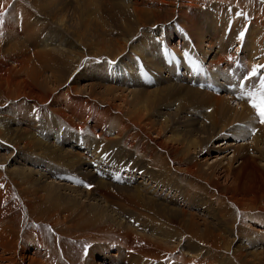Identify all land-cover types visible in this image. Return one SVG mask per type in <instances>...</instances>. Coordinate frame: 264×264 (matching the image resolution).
Listing matches in <instances>:
<instances>
[{
	"label": "rangeland",
	"instance_id": "rangeland-1",
	"mask_svg": "<svg viewBox=\"0 0 264 264\" xmlns=\"http://www.w3.org/2000/svg\"><path fill=\"white\" fill-rule=\"evenodd\" d=\"M172 7L183 15L172 16ZM142 27L127 44L129 30ZM233 41L243 63L264 69V0H0V264H204L209 256L264 264V126L226 92L191 86L165 67L183 61L190 47L206 64L209 77L201 81L219 83L235 58L226 53ZM160 46L177 58L164 59ZM129 72L137 83L125 78ZM10 78L26 89L13 93ZM64 94L80 98L76 106ZM89 99L100 114L75 118L76 128L57 111L80 113ZM175 159L193 168L192 185L169 170ZM201 179L224 197L254 199V209L240 215L228 206L229 217V204L207 198L215 189ZM188 188L205 195L178 197ZM180 208L195 212L193 228L186 230L191 217L168 212Z\"/></svg>",
	"mask_w": 264,
	"mask_h": 264
},
{
	"label": "bare ground",
	"instance_id": "bare-ground-1",
	"mask_svg": "<svg viewBox=\"0 0 264 264\" xmlns=\"http://www.w3.org/2000/svg\"><path fill=\"white\" fill-rule=\"evenodd\" d=\"M138 4V3H137ZM179 4V3H178ZM191 4V3H190ZM189 4V5H190ZM140 5V4H139ZM138 5V6H139ZM192 5V4H191ZM180 6V5H179ZM169 8V7H168ZM167 9V8H166ZM182 8H180L179 10H178V12H177V9H174V7H172L171 8V10H169L168 12H170L171 14H172V16L174 15V14H176L177 16H180V15H183L182 13H184V12H182V10H181ZM127 11V10H126ZM62 14V13H61ZM134 16V15H133ZM186 16V15H185ZM135 17V16H134ZM184 17V16H183ZM60 18V17H59ZM58 18V19H59ZM137 19V18H136ZM182 19V18H181ZM185 20V19H184ZM189 21V20H188ZM67 22V21H66ZM165 23V22H164ZM187 23V22H186ZM125 24V23H124ZM55 25V24H54ZM59 25V24H58ZM61 25H62V23H61ZM185 25V24H184ZM142 26V25H141ZM186 26V25H185ZM20 27V26H19ZM51 27V26H50ZM63 27V26H62ZM189 27V26H188ZM66 29V28H65ZM120 29V28H119ZM122 29V28H121ZM143 29V27L142 28H140L139 29V31H138V33H135L134 31H132L131 32V30L132 29H130L129 30V35H131V36H129V39L127 40V44H129V45H131L132 44V42H134V41H137L138 39H136V40H134V38L136 37V36H140V30H142ZM120 31V30H119ZM152 31V30H151ZM186 31H187V29H186ZM199 31V30H198ZM245 31V30H244ZM125 32V31H124ZM127 32V31H126ZM191 32V31H190ZM70 33V32H69ZM65 34V33H64ZM119 34V33H118ZM117 34V35H118ZM143 34V33H142ZM189 34V33H188ZM196 34H198V33H196ZM195 35V34H194ZM73 36V35H72ZM183 36V35H182ZM187 38H188V36H187ZM195 38V37H194ZM144 39V38H143ZM106 40V39H105ZM108 40V39H107ZM196 40V39H195ZM79 41V40H78ZM77 41V42H78ZM210 41V40H209ZM117 42V41H116ZM235 42V41H234ZM237 42V41H236ZM69 43V42H68ZM108 43H110V42H108ZM125 44V43H124ZM205 44V43H204ZM111 45V44H110ZM133 45V44H132ZM115 46V45H114ZM76 47V46H75ZM208 47V46H207ZM119 48V47H118ZM132 48H133V46H132ZM77 51V50H76ZM79 51V50H78ZM122 51V50H121ZM115 53H116V51H115ZM134 53V52H133ZM104 54V53H103ZM121 54V53H120ZM49 55V54H48ZM45 57V56H44ZM77 57V56H76ZM102 57H104V56H102ZM110 57V56H109ZM253 57V56H252ZM116 58V57H115ZM203 58V57H202ZM113 59H114V57H113ZM124 60V59H123ZM73 61H74V59H73ZM78 61H79V59H78ZM215 62V61H214ZM43 64V63H42ZM79 64V63H78ZM114 64V63H113ZM125 65V64H124ZM6 66V65H5ZM4 67V66H3ZM28 67V66H27ZM237 67V66H236ZM7 68V67H6ZM5 68V69H6ZM57 68V67H56ZM238 68V67H237ZM237 68H234V71H237L238 69ZM122 69H124V70H126V72H128L127 71V69L126 68H122ZM111 68H106V71H108V72H110L111 73ZM4 73H5V71H4ZM7 73H8V71H7ZM114 76L116 77V75L114 74ZM126 76V75H125ZM7 77V76H6ZM56 77H58L57 75H56ZM3 78H5V77H3ZM50 78H51V76H50ZM126 79H129V81L132 83V85L137 81V79H138V81H139V78H138V76L136 77V75L135 74H130V72L129 73H127V77H125ZM0 79H1V77H0ZM16 79V78H15ZM166 79V78H165ZM2 80V79H1ZM5 80V79H4ZM27 80V79H26ZM29 80V79H28ZM54 81H56V80H54ZM7 82H9V80L7 81ZM10 82H11V86H13V93L15 92V93H19L18 91L20 90V88H21V86L24 88V89H26L25 87L28 85H24V84H26L27 82H24V83H18V82H16V80H14V79H11L10 78ZM78 82V81H77ZM1 83V82H0ZM51 83V82H50ZM137 83V82H136ZM1 85V84H0ZM85 85V84H84ZM4 86V85H3ZM64 86V85H63ZM93 86V85H92ZM99 86V85H98ZM75 87V86H74ZM83 87V86H82ZM89 87V86H88ZM37 88V87H36ZM49 88V87H48ZM53 88V87H52ZM76 88V87H75ZM107 88V87H106ZM115 88V87H114ZM7 89V88H6ZM30 89V88H29ZM38 89V88H37ZM91 89V88H90ZM3 90H4V88L2 89V87H0V91L1 92H3ZM52 90V89H51ZM53 90H54V88H53ZM76 90V89H75ZM112 90V89H111ZM83 91H84V88H83ZM6 92V91H5ZM88 92V91H87ZM112 92V91H111ZM131 92V91H130ZM13 93L11 92V91H7V93H4V96L7 98V99H13ZM37 93V92H36ZM40 93V92H39ZM52 93V92H51ZM51 93H47L48 95H50ZM65 93H70L69 92V90H68V88H67V90L65 91ZM92 93V92H91ZM132 93V92H131ZM32 94V93H31ZM107 94V93H106ZM152 96H154L155 94H152V92L150 93ZM45 95V94H44ZM48 95H46V97H47V99H49V96ZM104 95V94H103ZM137 95V94H136ZM226 95V94H225ZM63 96V93L61 92V93H59V95L57 94V95H54L53 97H62ZM64 96L70 101V99L67 97V95H65L64 94ZM108 96V95H107ZM111 96V95H110ZM127 96V95H126ZM134 96V95H133ZM42 97V96H41ZM124 97V96H123ZM131 97H132V95H131ZM140 97V96H139ZM82 98V97H81ZM102 98V97H101ZM80 98H77L75 95H73V98H72V100L70 101V102H68V105H72V106H76V104H74L75 102L73 101V100H79ZM86 99V98H85ZM105 99V98H104ZM110 99H111V97H110ZM120 99V98H119ZM232 99V98H231ZM97 100V99H96ZM102 100V99H101ZM100 100V101H101ZM115 100V99H114ZM132 100V99H131ZM138 100H140V98L139 99H137V101H136V105H138V104H141ZM56 101V100H55ZM54 101V102H55ZM109 101V100H108ZM133 101V100H132ZM46 102V101H45ZM88 102V103H87ZM87 102L86 101H81L80 103L83 105L82 107H80L81 109V111H80V113H76V112H74L73 110L74 109H68V108H70V107H68V108H65V109H61V108H59V109H57V111H58V113L60 114V116H62L63 118H65L66 116H67V118L71 121L70 122V124H74V127L76 128V127H78V123H76V121L74 120L75 118H77V119H86V118H91V116H93V115H97V114H100V112H98L97 110H95V111H93L92 112V108L90 107V99L89 100H87ZM105 102V101H104ZM95 103V102H94ZM102 103V102H101ZM114 103V102H113ZM239 103V102H238ZM80 104V105H81ZM87 104V105H86ZM96 104H98L97 102H96ZM108 104V103H107ZM239 104H241V105H243V106H246L245 104H243V103H239ZM79 105V104H78ZM123 105H125V104H123ZM219 105V104H218ZM96 106V105H95ZM108 106V105H107ZM126 106V105H125ZM103 107V106H102ZM240 107V106H239ZM247 107V106H246ZM246 107H243L244 108V111L245 112H248L247 110H246ZM76 108H78V107H76ZM110 108V107H109ZM128 108V107H127ZM247 108H249V107H247ZM68 109V110H67ZM89 109V110H88ZM107 109V108H106ZM118 109V108H117ZM250 109V108H249ZM99 110V109H98ZM115 110V109H114ZM120 110V109H119ZM222 110V109H221ZM102 111V110H101ZM113 111V110H112ZM124 111V110H123ZM252 111V110H251ZM3 112V111H2ZM110 111H108V113H109ZM244 112V113H245ZM117 113V112H116ZM134 113V112H133ZM132 114V113H131ZM242 115V114H241ZM244 115H247V114H244ZM50 116V115H49ZM102 116V115H101ZM109 116V115H108ZM119 116V115H118ZM122 116V115H121ZM133 116V115H132ZM156 116V115H155ZM233 117V116H232ZM46 118V117H45ZM96 118H98V117H96ZM130 118V117H129ZM256 118V117H255ZM76 119V120H77ZM100 119V118H99ZM134 119V118H133ZM80 120V121H81ZM82 120V121H83ZM127 120V119H126ZM138 120V119H137ZM29 121V120H28ZM108 121V120H107ZM135 121V120H134ZM258 121H260V120H258ZM120 122V121H119ZM250 122V121H249ZM67 123V122H66ZM69 123V122H68ZM67 123V124H68ZM80 123V122H79ZM114 123H116V121L114 122ZM122 123V122H121ZM123 123H125V121L123 122ZM136 123H137V121H136ZM112 124V123H111ZM127 124V123H126ZM135 124V123H134ZM116 124H114V126H115ZM136 125V124H135ZM108 126H110V125H108ZM236 126V125H235ZM84 127V126H83ZM93 127V126H92ZM111 127V126H110ZM117 128L119 127V126H116ZM248 128V127H247ZM91 129V128H90ZM127 129V128H126ZM80 130V129H79ZM93 130V129H92ZM121 130V129H120ZM15 132V131H14ZM95 133V132H94ZM101 133V132H100ZM99 134V133H98ZM124 134H126V133H123V135ZM97 135V134H96ZM122 135V136H123ZM28 136V135H27ZM31 136V135H30ZM94 136V135H93ZM126 136V135H125ZM257 136H259V134L257 135ZM5 136L3 135V137H0V141H2V142H4L5 143V138H4ZM19 137V136H18ZM29 137V136H28ZM7 138V137H6ZM13 138V137H12ZM26 138V137H25ZM137 138V137H136ZM9 139V138H8ZM14 139V138H13ZM24 139V138H23ZM27 139V138H26ZM25 140V139H24ZM30 140V139H29ZM128 140V139H127ZM131 140H132V138H131ZM133 140H135V139H133ZM146 141H149V137H146ZM256 141V140H255ZM25 142V141H24ZM125 142H127V141H125ZM129 142V141H128ZM9 143H11V142H9ZM21 143V142H20ZM23 143V142H22ZM28 143V142H27ZM255 143H259V142H255ZM24 144H26V143H24ZM134 144V143H133ZM223 144H221L220 146H222ZM12 146V145H11ZM21 147V146H20ZM19 148V147H18ZM23 148V147H22ZM27 149V148H26ZM45 149V148H44ZM69 150V149H68ZM67 150V151H68ZM71 150V149H70ZM152 151V150H151ZM138 152V151H137ZM162 152V151H161ZM147 153V152H146ZM152 153V152H151ZM157 153V152H156ZM147 156V155H146ZM145 156V157H146ZM156 157H158V156H156ZM161 157V156H160ZM139 158H141V157H139ZM180 158V157H179ZM86 160H88L87 158H86ZM141 160V159H140ZM154 160V159H153ZM82 160H80V162H81ZM145 161V160H144ZM147 161V160H146ZM149 161V160H148ZM85 162V159L82 161V163L83 164H85L84 163ZM148 163V162H147ZM151 163V162H150ZM149 164V163H148ZM152 164V163H151ZM150 164V165H151ZM169 165H170V168L171 169H169V170H171L172 172H174L175 173V179H177L178 181H179V176L178 175H180V174H182V175H184L185 176V181L186 182H188V184L189 185H192V182L194 181V180H196V178L193 176L194 175V170H193V168H188L187 166H186V164L185 163H183V162H179V160L178 159H175V160H173V161H170L169 163H168ZM172 164H178V165H176V166H172ZM76 165V164H75ZM62 167V166H61ZM77 167V166H76ZM79 167V166H78ZM153 167V166H152ZM157 167V166H156ZM160 167V166H159ZM193 167V166H192ZM155 168V167H154ZM154 168H152V169H154ZM166 172H165V175H164V177H166ZM172 178V177H171ZM165 179V178H164ZM153 180H155V179H153ZM172 180V179H171ZM198 180V179H197ZM202 181H201V184H203V186H205V187H207V188H211V189H215V191H213V192H209L208 193V195H206V197L208 198L209 196H210V198L211 197H218L219 198V201H218V203L219 202H222L223 201V203H227V204H229V205H225L226 206V211H227V209L230 207V209H234L235 211H236V213L238 212L240 215H242V213H247V212H250L252 209H254V208H252L251 209V207L253 206L254 207V205H255V203L253 202V200H252V198L250 199V200H241V199H239L238 197H235V198H233V197H224V195L220 192V191H218V189H216V185H215V183L213 184V182H212V184L208 181V179H201ZM162 181V180H161ZM200 181V180H199ZM183 182V181H182ZM162 183V182H161ZM229 183V182H228ZM186 184V183H185ZM143 186V188L145 189V191L147 192V193H149L150 195H156V193L154 192V191H149L150 190V188H148V186H146L145 184H143L142 185ZM161 186V185H160ZM197 188V187H196ZM78 190H80V189H78ZM113 190V189H112ZM158 190V189H157ZM82 191V190H81ZM142 191H143V189H142ZM200 192V194H203L201 191H200V189H198V190H193L192 188H188L187 190H185V191H180V195L178 194V197L179 196H181V197H183L184 199H186L187 200V202H188V198L191 196V195H193V196H196V194H195V192ZM156 192H159V191H156ZM162 192V191H161ZM88 194V193H87ZM184 195H185V197H184ZM203 195H205V194H203ZM144 196V195H143ZM151 197V196H150ZM197 197V196H196ZM90 198V197H89ZM92 198H93V196H92ZM101 198H102V196H101ZM163 198V197H162ZM249 198H250V196H249ZM94 199V198H93ZM202 199V198H201ZM256 200V199H255ZM184 201V200H183ZM205 201H207V199L205 200ZM242 201V202H241ZM261 201V200H260ZM74 202V201H73ZM261 202H263V201H261ZM170 203H172V200H171V198H170ZM23 205H24V207H25V209L27 210V213L29 214V213H32V211H33V209H34V206H33V204L31 203V202H26V203H22ZM183 205H184V203H182ZM221 204V203H220ZM261 204V203H260ZM68 205V204H67ZM123 205V204H122ZM259 205V204H258ZM262 205H264V204H262ZM185 206V205H184ZM222 206H223V204H222ZM229 206V207H228ZM183 207V206H182ZM224 207V206H223ZM228 207V208H227ZM46 208H47V206H46ZM55 208V207H54ZM222 208V207H221ZM256 208V207H255ZM57 209V208H56ZM251 209V210H250ZM264 209V208H263ZM71 210V209H70ZM223 210V209H222ZM221 210V211H222ZM250 210V211H249ZM56 211V210H55ZM169 211H173V213L174 214H176V213H179V215H180V217H182V216H189V217H191L190 219H189V223H188V225L187 226H189L188 228H186V230H189V229H191V228H193L194 227V222L192 221V217L194 216L193 215V213H195V212H193V213H191V211L190 210H188L189 212H187L185 209H181L180 208V211H178L177 210V212H175V210L173 209V210H168V212ZM262 211V210H261ZM41 212V211H40ZM43 212V211H42ZM223 212V211H222ZM227 212H229V210L227 211ZM226 212V213H227ZM258 212V211H257ZM44 213V212H43ZM47 213V212H46ZM52 213V212H51ZM50 213V214H51ZM189 213V214H188ZM223 213H225V212H223ZM235 213V214H236ZM260 213V212H259ZM40 214V213H39ZM39 214H38V216H39ZM42 214V213H41ZM48 214H49V212H48ZM173 214V215H174ZM222 214V213H221ZM228 214V213H227ZM226 214V215H227ZM44 215V214H43ZM42 215V216H43ZM229 217H231L232 216V214H230V212H229ZM178 216V215H177ZM45 217V216H44ZM212 217V216H211ZM217 217V216H216ZM219 217V216H218ZM224 217V216H223ZM226 217V216H225ZM228 217V216H227ZM228 217V218H229ZM42 218V217H41ZM46 218V217H45ZM222 218V217H221ZM61 219H62V216H61ZM60 218H59V215L58 214H55V215H53V216H51V221L53 222V223H57V220H61ZM223 219V218H222ZM225 219V218H224ZM231 219H233V218H231ZM226 220H228L227 218H226ZM230 220V219H229ZM223 221V220H222ZM222 224H223V222H222ZM230 224V223H229ZM223 225H225V220H224V224ZM231 225H232V222H231ZM230 225V226H231ZM51 226V225H50ZM181 226V224H179L178 226H177V228H179ZM228 226V225H227ZM230 226H228V228H230ZM184 227V226H183ZM223 228V227H222ZM235 227H233V229H234ZM235 230V229H234ZM236 231V230H235ZM234 231V232H235ZM165 232H167V231H165ZM187 234H189L187 231H185ZM233 232V230H231L230 231V233H232L235 237H237L238 238V236L235 234ZM172 233V232H171ZM179 233V232H178ZM177 233V234H178ZM179 234H181V233H179ZM66 235V234H65ZM170 235V234H169ZM190 235V234H189ZM10 236H11V234H10ZM174 236H176V235H174ZM187 236V235H186ZM188 237V236H187ZM189 237H192V236H189ZM12 238V237H11ZM126 239V238H125ZM192 239V238H191ZM209 240H211L212 238H208ZM232 239V238H231ZM10 240H12V239H10ZM34 240V239H33ZM36 240V239H35ZM34 240V241H35ZM165 240H167L166 238H165ZM196 240V239H195ZM209 240H207V242L208 243H210V242H212V241H209ZM13 241V240H12ZM38 241H39V239H38ZM41 241V240H40ZM39 241V242H40ZM129 241H131V239L129 238ZM192 241H193V239H192ZM199 241H203V239H200ZM213 241H216L215 239L213 240ZM234 242L236 241L235 239L233 240ZM8 243H9V239H8V241H7ZM32 242V241H31ZM167 242H168V240H167ZM197 242H198V240H197ZM197 242H195L196 244H197ZM217 243H218V241H216ZM11 243V242H10ZM13 243V242H12ZM37 243V242H36ZM194 243V244H195ZM230 243H231V241H230ZM4 244H6V243H4ZM17 244V243H16ZM169 244V243H168ZM218 244H220V243H218ZM226 245H229L228 244V242L227 243H225ZM43 245V244H42ZM51 246V245H50ZM58 246V245H57ZM41 247H43V246H41ZM247 247V246H246ZM248 248V247H247ZM12 249V248H11ZM60 249V248H59ZM236 249H238V247L236 248ZM8 250H10V248H8ZM44 250H46V248L44 249ZM6 251V250H5ZM47 251V250H46ZM197 251H199V249L197 250ZM239 252V251H238ZM36 254L37 253H39V252H35ZM233 253V252H232ZM254 253V252H253ZM43 255L45 254V253H42ZM207 253H205V254H202V255H206ZM236 254V253H235ZM9 255H10V253H9ZM45 256V255H44ZM117 257V256H116ZM180 257V256H179ZM219 258V257H218ZM13 260L15 259V258H12ZM55 259V258H54ZM70 259V258H69ZM68 259V260H69ZM21 260V259H20ZM35 260V259H34ZM67 260V261H68ZM221 260V259H220ZM43 261L44 260H42V264H43ZM70 261V260H69ZM223 261H226V260H223ZM22 262V261H21ZM20 262V263H21ZM30 262V261H29ZM35 262H36V260H35ZM210 262H212L213 264H221V262H219L218 260H216V258H215V256H209V257H207L205 260H204V264H211ZM18 263H19V261H18ZM33 263H34V261H33ZM45 263V262H44ZM224 263V262H223ZM227 263V262H226ZM38 264H40V261H39V263ZM48 264V263H47ZM103 264V263H102Z\"/></svg>",
	"mask_w": 264,
	"mask_h": 264
}]
</instances>
